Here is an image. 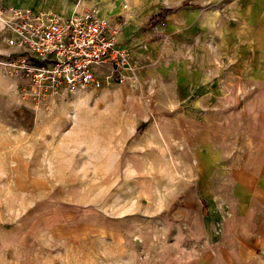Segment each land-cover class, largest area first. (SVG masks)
I'll use <instances>...</instances> for the list:
<instances>
[{
  "label": "crops",
  "instance_id": "0c3cea01",
  "mask_svg": "<svg viewBox=\"0 0 264 264\" xmlns=\"http://www.w3.org/2000/svg\"><path fill=\"white\" fill-rule=\"evenodd\" d=\"M1 1L61 15L88 8L120 22L119 42L145 77L144 55L126 43L135 20L147 17L148 4L182 0ZM184 29V43L169 45L167 101L143 140L120 145L133 159L120 178L137 182L130 198L121 195L126 209L104 237L120 244L121 264H264V0H234L232 17L201 26L195 43L191 20ZM0 51H13L1 28ZM121 114L126 122L133 115ZM112 152L116 173L120 154ZM139 210L143 217L132 214Z\"/></svg>",
  "mask_w": 264,
  "mask_h": 264
},
{
  "label": "rangeland",
  "instance_id": "374dc122",
  "mask_svg": "<svg viewBox=\"0 0 264 264\" xmlns=\"http://www.w3.org/2000/svg\"><path fill=\"white\" fill-rule=\"evenodd\" d=\"M233 1L148 4L147 17L135 20L139 26L126 41L145 57L142 85L125 80L100 89L64 88L39 99L7 75L1 63L7 52L0 51V264H121L120 244L104 237L105 225L126 209L121 195L130 198L137 182L120 178L133 160L120 145L143 140L154 109L167 101L169 45L184 43L189 20L197 28L194 43L201 26L226 23ZM157 12L159 19L150 22ZM124 109L145 114L134 124L131 115L125 121ZM115 149L120 158L111 173ZM136 212L143 217V210Z\"/></svg>",
  "mask_w": 264,
  "mask_h": 264
},
{
  "label": "built area",
  "instance_id": "2783aa9c",
  "mask_svg": "<svg viewBox=\"0 0 264 264\" xmlns=\"http://www.w3.org/2000/svg\"><path fill=\"white\" fill-rule=\"evenodd\" d=\"M120 22L91 9L70 15L6 6L0 1V28L13 51L2 57L7 75L19 78L23 91L46 99L64 88H103L131 79L141 68L118 39Z\"/></svg>",
  "mask_w": 264,
  "mask_h": 264
},
{
  "label": "trees",
  "instance_id": "16d2710c",
  "mask_svg": "<svg viewBox=\"0 0 264 264\" xmlns=\"http://www.w3.org/2000/svg\"><path fill=\"white\" fill-rule=\"evenodd\" d=\"M159 16H160L159 13H158V14H155V15L150 19V22L155 23V22L159 19ZM152 23H151V24H152Z\"/></svg>",
  "mask_w": 264,
  "mask_h": 264
}]
</instances>
